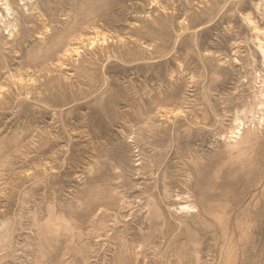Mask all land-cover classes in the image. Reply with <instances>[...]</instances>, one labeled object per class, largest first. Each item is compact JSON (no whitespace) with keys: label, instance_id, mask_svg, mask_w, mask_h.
Here are the masks:
<instances>
[{"label":"rangeland","instance_id":"1","mask_svg":"<svg viewBox=\"0 0 264 264\" xmlns=\"http://www.w3.org/2000/svg\"><path fill=\"white\" fill-rule=\"evenodd\" d=\"M0 264H264V0H0Z\"/></svg>","mask_w":264,"mask_h":264}]
</instances>
